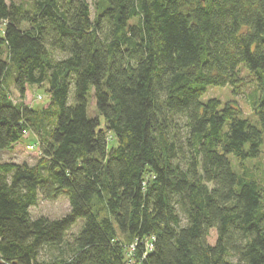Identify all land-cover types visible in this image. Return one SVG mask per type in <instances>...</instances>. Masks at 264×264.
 I'll list each match as a JSON object with an SVG mask.
<instances>
[{
    "label": "trees",
    "instance_id": "obj_1",
    "mask_svg": "<svg viewBox=\"0 0 264 264\" xmlns=\"http://www.w3.org/2000/svg\"><path fill=\"white\" fill-rule=\"evenodd\" d=\"M243 70L252 118L201 100ZM28 131L34 164L0 158V264H264V0H0V152Z\"/></svg>",
    "mask_w": 264,
    "mask_h": 264
},
{
    "label": "rangeland",
    "instance_id": "obj_2",
    "mask_svg": "<svg viewBox=\"0 0 264 264\" xmlns=\"http://www.w3.org/2000/svg\"><path fill=\"white\" fill-rule=\"evenodd\" d=\"M10 2H18L21 0H6ZM90 4L93 0H87ZM93 11V8H92ZM245 84L241 87V92L235 95L231 87L226 86H215L208 85L206 91L202 94L201 100L206 101L210 97H216L222 102L230 101L233 104H238L243 116L248 118L253 117L252 108L248 102L247 95L256 86V80L251 78L252 76L248 74L247 70H243ZM11 97L15 102H19L21 99L18 97L17 93L12 87H10ZM23 102L28 104L33 109H41L45 107L49 102V95L46 91V86L30 85L28 86V92L26 93ZM88 114L90 117L98 116L103 126L104 120L103 116L98 112L93 97H89L88 103ZM255 119V117H254ZM114 143V142H111ZM28 144H33V148H27ZM40 156V147L38 143V138L33 134V132H27L23 138L18 142L15 147L8 150L0 152V158L2 161H12L16 163L27 162L28 164H34ZM230 160L232 162L233 168L236 169L237 164L235 162L234 156L230 155ZM246 168L253 175H256L264 185V154L261 153L258 158L251 161H246ZM69 211V202L67 197L61 195L56 199H45L39 196L37 203L30 207V213L33 217H38L40 215H45L50 218L60 217ZM82 219L76 221L72 229L68 232L69 237L73 236L77 230L81 227ZM216 239V230L211 229L208 234L209 243H214ZM133 244H128L126 246V253L133 250Z\"/></svg>",
    "mask_w": 264,
    "mask_h": 264
},
{
    "label": "built area",
    "instance_id": "obj_3",
    "mask_svg": "<svg viewBox=\"0 0 264 264\" xmlns=\"http://www.w3.org/2000/svg\"><path fill=\"white\" fill-rule=\"evenodd\" d=\"M26 147H27V148H33L34 145H33V144H29V145H27ZM133 247H134V246H133ZM133 247H132V248H133Z\"/></svg>",
    "mask_w": 264,
    "mask_h": 264
}]
</instances>
